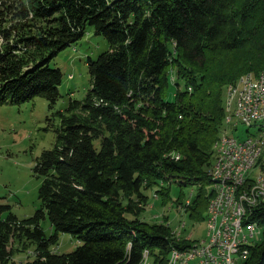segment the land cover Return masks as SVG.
Listing matches in <instances>:
<instances>
[{
  "label": "trees",
  "instance_id": "obj_1",
  "mask_svg": "<svg viewBox=\"0 0 264 264\" xmlns=\"http://www.w3.org/2000/svg\"><path fill=\"white\" fill-rule=\"evenodd\" d=\"M88 26L109 48L89 58L91 89L61 112L54 146L37 159L41 207L0 218V264H142L146 253L167 264L190 240H177L168 217L141 216L148 191L157 187L165 204L173 184H197L183 205L206 220L226 85L264 68V0H0V101L55 103L63 72L50 61ZM237 53L238 67L224 61ZM6 209L0 203V216ZM249 216L262 237L243 264H264V202ZM60 232L80 244L58 252ZM13 238L34 257L14 258Z\"/></svg>",
  "mask_w": 264,
  "mask_h": 264
},
{
  "label": "rangeland",
  "instance_id": "obj_2",
  "mask_svg": "<svg viewBox=\"0 0 264 264\" xmlns=\"http://www.w3.org/2000/svg\"><path fill=\"white\" fill-rule=\"evenodd\" d=\"M3 42L4 38L0 34V46ZM108 48L107 38L97 34L92 26H88L80 40L62 49L50 61L52 67L60 68L63 72V80L59 85L60 97L55 103L52 104L44 96H37L20 103L10 100L0 101V203L10 206V209H6L0 218L6 217L10 212L19 218L28 217L35 214L41 207L39 190L42 177L35 172L37 159L45 149L54 146L57 139V128L61 125V112L67 111L72 101L83 100L91 89L89 58L97 59ZM241 55L242 53H237L231 57L226 56L224 61L229 64L235 63V67H238ZM175 75L176 70L173 69L172 83H174ZM231 83H228L226 88ZM171 88L173 92L174 86L172 85ZM225 110L227 117L228 112L226 108ZM239 129L244 133L243 136L247 135L245 123H242ZM262 159H264V151ZM262 164L264 160L253 170H259ZM198 188L197 184H173L170 192L173 199L164 204V196L157 191V187H154L148 191L150 201L141 216L149 222L160 223L168 217L174 229H177L180 222L185 220L184 234L189 235L193 232V238H205L207 221L196 220L187 212L180 210L184 201L190 197L191 191L194 190L196 194ZM156 194H159L158 198ZM179 196L183 198V201L180 199V203L175 201ZM203 202L200 207L201 211L205 208L207 201L204 199ZM41 225L48 234L54 231L48 217L42 219ZM14 239H12V245L16 248L14 258L34 257V246L24 245L18 242V240L21 241L20 239ZM258 239L260 237H257ZM79 244V240L70 233L60 232L58 242L53 249L68 253ZM147 263L151 264L150 258L147 259Z\"/></svg>",
  "mask_w": 264,
  "mask_h": 264
},
{
  "label": "bare ground",
  "instance_id": "obj_3",
  "mask_svg": "<svg viewBox=\"0 0 264 264\" xmlns=\"http://www.w3.org/2000/svg\"><path fill=\"white\" fill-rule=\"evenodd\" d=\"M261 82H264V68L258 73L251 71L244 73L238 81L232 82L226 88L225 108L228 115L226 125L214 145L216 157L210 168L211 175L214 178L212 185L214 194L207 209V235L205 238L195 239L193 238V232H190L189 235L184 234L183 229L186 228V221L182 220L178 228H173L172 232L177 240H190L189 245L181 247V249L174 246L167 264H195L199 263L201 259H214V252H207V249L213 241H217L221 234L222 222L223 224H230V216H223V213H218L219 208L230 206V214H233L234 223L243 225L244 216H249V212L256 205L258 206L264 202V180L261 179L264 176V164L259 170H253L264 160L262 159L264 151V112L261 118H256V125H251V133H258V135L255 141L247 140V150L243 164L238 165L236 169H229L234 165V161H240L241 151H233L232 158H226L228 141L238 143V136L235 133H239V126L242 123L246 124L247 121V102L243 101L248 99V106H250L252 114L260 115V106L256 102V98L259 97ZM227 170L230 198H224L226 178L220 174V172H227ZM237 179L243 181V188L237 186ZM192 196L193 190L190 197L185 200V205L191 203ZM181 207L180 210L186 212L185 206L181 205ZM242 208L243 214H240ZM256 239L257 237L253 239V242ZM249 254V249H245V254L241 257L240 263L237 260H230L228 264H243ZM145 255L146 258L142 264L149 263H147V253ZM225 255H233V248H225ZM191 256L192 259H190Z\"/></svg>",
  "mask_w": 264,
  "mask_h": 264
},
{
  "label": "built area",
  "instance_id": "obj_4",
  "mask_svg": "<svg viewBox=\"0 0 264 264\" xmlns=\"http://www.w3.org/2000/svg\"><path fill=\"white\" fill-rule=\"evenodd\" d=\"M243 102H247V135L243 136L244 133L239 129V133H237L238 143H231L228 141L226 158H232L233 151H241L240 161H234V165L229 169H236L238 165L243 164L245 152L247 150V140L255 141V138H257L258 133H251V125H256V118H261L264 112V82H261L259 97L256 98V102H258L260 106V115L252 114L250 106H248V99ZM220 174L226 178L224 198H230V191H228L227 184L228 170L227 172H220ZM261 179L264 180V176H262ZM237 186L243 188V181H238L237 179ZM158 196L159 194H156V198H158ZM218 213H223V216H230V224H223L222 222L221 234L217 241H213L207 249V252H214V259H201L199 263L195 264H228L230 260H237L238 263H240L241 257L245 254V249H249L248 245L253 244V239L255 237H262V226L258 224L257 220L251 218V216H244V224L236 225L234 223L233 214H230V206L220 207ZM240 214H243V208L240 210ZM225 248H233V255H225ZM190 259H192V256Z\"/></svg>",
  "mask_w": 264,
  "mask_h": 264
},
{
  "label": "crops",
  "instance_id": "obj_5",
  "mask_svg": "<svg viewBox=\"0 0 264 264\" xmlns=\"http://www.w3.org/2000/svg\"><path fill=\"white\" fill-rule=\"evenodd\" d=\"M51 228H52V226H51ZM53 229V228H52Z\"/></svg>",
  "mask_w": 264,
  "mask_h": 264
}]
</instances>
